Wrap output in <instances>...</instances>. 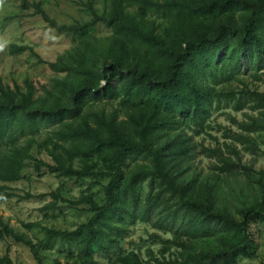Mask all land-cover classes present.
Instances as JSON below:
<instances>
[{
  "label": "trees",
  "instance_id": "1",
  "mask_svg": "<svg viewBox=\"0 0 264 264\" xmlns=\"http://www.w3.org/2000/svg\"><path fill=\"white\" fill-rule=\"evenodd\" d=\"M80 4L85 16L71 25L57 22L42 2L32 5L35 16L72 40L55 62H44L33 48H10L12 56L32 52L53 76L44 84L0 77V201L15 197L10 185L33 180L29 169L41 176L45 168L59 180L94 181L105 201L93 193L66 198L63 185L42 212L66 206L88 215L77 230L24 224L25 232L0 216V240L28 248L36 264H48L47 253L54 250L65 255V264H102L101 258L108 264L257 259L253 225L264 226V172L246 169L237 149L232 153L238 163L213 151L219 174L194 168L191 155L195 134L211 127L223 97L237 112L258 113L241 124L245 134L239 139L260 151L252 135L264 134V92L247 89L237 97L220 87H232L245 70L261 79L264 0ZM100 28L109 36L99 37ZM44 153L52 165L40 159ZM240 166L247 190L237 196L225 176ZM139 223L170 235L152 236L161 248L149 249L148 258L125 247ZM36 229L44 239L30 236ZM0 264L21 263L9 250L0 254Z\"/></svg>",
  "mask_w": 264,
  "mask_h": 264
},
{
  "label": "rangeland",
  "instance_id": "2",
  "mask_svg": "<svg viewBox=\"0 0 264 264\" xmlns=\"http://www.w3.org/2000/svg\"><path fill=\"white\" fill-rule=\"evenodd\" d=\"M82 1L85 0H6L2 3L0 5V77L7 82L15 80L23 82L27 78L35 80L37 84L48 82L53 75L32 52L12 56L10 48L12 45L33 48L44 62H55L60 55L72 47V40L59 35L50 25L35 16L36 9L32 5L42 2L43 7L57 22L71 25L75 20L85 16L80 4ZM109 34L101 28L97 32L99 37H106ZM243 64L246 67L245 62ZM246 71L239 81L233 83L232 87L222 86L221 90L226 92L230 90L237 97H240L247 89L253 91L258 89L264 92V73L260 75L259 80L254 79ZM224 98L220 107L213 113L209 122L211 127L202 134H195L194 150L191 155L193 167L205 174L210 172L219 174L216 168L221 167V163L213 151L221 150L227 157H232L238 163L237 157L232 153L234 149H237L242 165L249 167L246 169L252 173L264 172V134L252 135L258 141L259 152L249 149L248 145L239 139L245 134L241 130V124L248 122L251 116H258V113L248 109L237 112L226 105ZM39 156L40 159L52 165L53 162L46 153ZM239 168L240 171L225 176L230 186L235 188L237 196L247 190L246 170H243L242 166ZM43 171V175L39 176L33 169H29L28 174L33 177V180L10 185L15 197L6 202L0 201V216L17 229L25 231L24 224H41L43 227L74 231L86 222L88 215L72 211L66 206L56 212H42L43 208L53 202L51 194L63 185L66 188V198L79 199L83 194L93 193L100 203L105 201L103 187L92 180L80 183L59 180L50 175L48 169L45 168ZM103 184L106 185V183ZM28 194H31L32 198L26 197ZM261 230L264 231V226L258 223L253 225V232L258 239L256 251L258 258L243 259L239 264H264V237L260 238ZM156 234L170 236L153 228L151 224L139 223L131 228L125 247L129 250L141 251L143 256L148 258L149 249L158 253L161 248L160 241L152 238ZM30 236L38 241L45 238V233L41 229H36L30 233ZM9 250L14 262L36 264L28 248L12 240L7 242L0 240V254L6 256ZM58 252L54 250L47 253L48 264H55L56 260L66 263L65 255ZM100 261L102 264H108L109 260L101 258Z\"/></svg>",
  "mask_w": 264,
  "mask_h": 264
}]
</instances>
